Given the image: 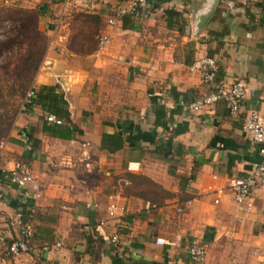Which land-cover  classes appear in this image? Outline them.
I'll return each mask as SVG.
<instances>
[{
  "label": "crops",
  "instance_id": "obj_1",
  "mask_svg": "<svg viewBox=\"0 0 264 264\" xmlns=\"http://www.w3.org/2000/svg\"><path fill=\"white\" fill-rule=\"evenodd\" d=\"M127 1L21 0L35 10L32 29L48 50L34 82L63 91L74 130L66 141L34 130L39 144L24 152L27 132L42 116L33 107L6 134L0 173L25 161L43 191L32 217L34 250L10 257L5 246L17 234V200L13 187L0 184L6 201L0 204V264H264V187L252 191L250 211H239L226 191L230 179L260 162L242 125L250 110L264 118V0H151L134 17L106 27L108 10ZM167 10L179 15L168 17ZM79 13L97 15V33L110 35L105 49L82 58L67 51L87 25ZM203 56L215 60L217 80L244 79L237 117H228L222 102L196 113L177 106L207 91L187 69ZM102 133L121 135L123 148L99 150ZM127 175L143 176L173 196L145 210L140 198L122 195ZM112 197L124 207L119 221L105 215ZM187 199L191 205L176 215L174 204ZM99 220L104 224L90 234L81 231ZM115 230L118 242L110 244ZM56 240L63 244L59 258L40 250ZM191 245L204 246L203 262L189 259Z\"/></svg>",
  "mask_w": 264,
  "mask_h": 264
},
{
  "label": "built area",
  "instance_id": "obj_2",
  "mask_svg": "<svg viewBox=\"0 0 264 264\" xmlns=\"http://www.w3.org/2000/svg\"><path fill=\"white\" fill-rule=\"evenodd\" d=\"M17 0H2V4ZM151 0H128L126 3L111 7L108 10L107 17L104 21L106 27L113 28L123 22L126 17H134L140 11L144 10ZM158 1V0H157ZM96 53L101 52L110 43V35L107 32H100L95 37ZM188 71L197 72L199 80L202 85L208 86L206 92L201 94L198 98L192 100L177 101V106L185 110L196 113L203 108L209 107L217 102L224 104L228 117H237L244 109V100L246 97V84L244 79L239 78L231 83H225L216 79L217 64L212 57L203 56L195 59L187 66ZM34 89L29 87L23 95L20 103V112L28 113L33 105ZM43 119L47 123L60 125L61 121L55 118L52 114H44ZM242 132L257 146V154L260 162L253 166L252 171L244 176L230 179L227 185V193L231 201L237 206L239 211H250L252 208V191L258 187H264V118L261 117L255 110H250L243 121ZM4 139L0 141V149L4 146ZM24 152H31L32 146L29 142H24L22 145ZM67 164L66 161H60ZM131 165V164H130ZM128 166L129 171L134 168ZM1 186L13 187L15 198L17 200L16 213L14 221L17 224V234L6 246L5 252L10 257L18 255H29L34 250L33 236L34 227L32 221H22L23 213L32 215L35 212V207L38 200L42 196V184L31 175L28 163L25 161L15 162L11 169L2 171L0 173ZM126 184V181H123ZM220 194L221 191H216ZM190 199L174 204V212L176 215H181L191 205ZM217 204V199L213 201ZM0 204L6 205L4 195L0 189ZM151 206L148 202L144 203V209L148 210ZM124 207L118 202L115 197L107 201L105 207V215L108 219L119 221L124 217ZM104 220L97 221L93 226L83 225L81 231L85 234H90L94 228L101 227ZM120 228V225L117 224ZM118 230L109 237V243L115 244L118 242ZM1 244V239H0ZM156 246L164 245L160 239L154 241ZM42 252H54L59 258L63 250L61 240H56L51 244H42L40 246ZM189 259L194 262H203L205 260V248L202 245H191L187 248ZM62 257V255H61Z\"/></svg>",
  "mask_w": 264,
  "mask_h": 264
},
{
  "label": "trees",
  "instance_id": "obj_3",
  "mask_svg": "<svg viewBox=\"0 0 264 264\" xmlns=\"http://www.w3.org/2000/svg\"><path fill=\"white\" fill-rule=\"evenodd\" d=\"M261 8L264 9L262 6ZM165 14L168 17H177V15H179L171 10H167ZM77 16L81 18L80 21H82V23L87 25L83 29L78 30L72 37L67 51L71 55L82 58L96 51L95 37L98 34L96 27L99 19L98 16L94 14L79 13ZM88 23L93 25L90 26ZM19 37V41L24 45V48L21 52L22 54H19L18 59L20 60V63L24 64V68L31 73L30 75L32 76L37 72L44 57L43 37L35 28L31 29L30 32L23 33V35H20ZM4 44L5 43H2L1 45ZM28 88L29 85L25 88V91L23 90V92L25 93ZM33 89L34 97L32 108H37L42 113V116H39L37 119V127L31 128L27 132V139L30 141L28 142L31 144L32 149L37 148L39 144V141L33 134L34 130L50 138L63 141L69 140L72 137L74 129L70 122L68 105L63 91L56 85H39L33 87ZM24 93L21 92V94ZM44 114H52L55 118L61 121V124L55 125L47 123L43 119ZM5 136L1 139H4ZM123 145L124 140L121 135L102 133L100 136L99 150L104 151L107 154H113L120 151L123 148ZM124 179L126 184H123V182L121 183L122 195L138 197L142 201L148 202L152 209L158 208L166 199L173 196V194L163 190L159 185L143 176L127 175ZM180 184L182 186L185 184V181L182 183L180 182ZM34 213L32 215L27 214V212L23 213L22 221H32Z\"/></svg>",
  "mask_w": 264,
  "mask_h": 264
},
{
  "label": "rangeland",
  "instance_id": "obj_4",
  "mask_svg": "<svg viewBox=\"0 0 264 264\" xmlns=\"http://www.w3.org/2000/svg\"><path fill=\"white\" fill-rule=\"evenodd\" d=\"M36 12L28 3L17 0L6 5L0 0V141L14 126L17 118L22 117L20 103L25 88L36 87L34 75H30L19 54L23 48L19 36L24 29L30 31L36 21ZM5 43L4 45H1ZM14 45H17L14 47ZM48 50H44V55ZM53 51V50H50Z\"/></svg>",
  "mask_w": 264,
  "mask_h": 264
}]
</instances>
